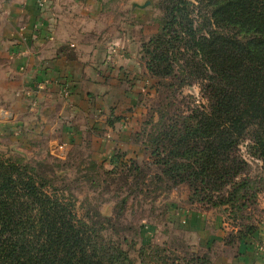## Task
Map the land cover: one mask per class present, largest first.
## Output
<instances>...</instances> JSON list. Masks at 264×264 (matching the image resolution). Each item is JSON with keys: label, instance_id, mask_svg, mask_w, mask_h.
Wrapping results in <instances>:
<instances>
[{"label": "trees", "instance_id": "16d2710c", "mask_svg": "<svg viewBox=\"0 0 264 264\" xmlns=\"http://www.w3.org/2000/svg\"><path fill=\"white\" fill-rule=\"evenodd\" d=\"M160 7V28L142 43L149 73L170 90L201 80L211 105L182 117L160 111L145 141L156 182L188 184L193 202L244 209L262 189L240 146L249 140L264 163V0H162ZM168 78L177 83L162 82ZM77 202L31 163L0 156V264H136L128 238L109 234L111 219L98 208L81 215ZM238 226L229 242L257 229ZM170 249L154 251L160 264H212L208 253Z\"/></svg>", "mask_w": 264, "mask_h": 264}, {"label": "crops", "instance_id": "0c3cea01", "mask_svg": "<svg viewBox=\"0 0 264 264\" xmlns=\"http://www.w3.org/2000/svg\"><path fill=\"white\" fill-rule=\"evenodd\" d=\"M114 1L48 0L40 9L36 0H0V135H10L13 151L28 152L44 137L52 153L82 142L99 156L149 152L138 137L149 133L146 101L158 80L141 47L145 0H128L126 17L108 15ZM118 155L114 164L130 161ZM199 206L177 213L195 252L212 264H264V221L229 242L240 226L225 206Z\"/></svg>", "mask_w": 264, "mask_h": 264}, {"label": "rangeland", "instance_id": "374dc122", "mask_svg": "<svg viewBox=\"0 0 264 264\" xmlns=\"http://www.w3.org/2000/svg\"><path fill=\"white\" fill-rule=\"evenodd\" d=\"M123 1L125 0H115L114 5L111 3L107 10L108 15L113 16L112 14L123 11L126 17L128 0L125 6ZM145 1L148 5L142 11L145 23L141 27L144 35L141 47L143 42L158 32L163 16L160 7L162 0ZM134 9L133 5L128 8L132 21L136 17ZM162 82L177 83L172 78ZM201 83V80L196 79L191 85L183 88L175 85L172 90L165 89L162 84L158 85L155 95L148 97L146 101L148 116L145 131L152 133L158 128L160 111H164L168 117L176 114L182 117L188 115L191 109L197 108L196 106L209 110L210 94L201 89ZM147 138L148 135L138 137L139 140ZM249 142L248 140L240 146V153L250 164L248 171L251 180L257 182L256 185L262 189L253 201L247 202L244 209L232 210L227 206L224 208L232 219L229 222L235 226L242 221L254 225L257 221H264V163L251 155ZM13 144L14 140L10 135H0V156L21 158L51 178L56 186L65 187L66 195L73 194L78 200L77 206L81 215L92 212L95 208L100 209L104 217L111 219L109 234L114 238H128L131 256L136 264H160L154 251L157 249L163 255L165 251L162 249L168 246L171 247L170 250L177 248L180 255L194 251L195 248L190 244L192 236L177 213L181 209L200 207L201 202L190 200L191 189L188 184L169 186L165 182L157 183L155 173L158 170L151 162L150 151L141 153L136 159H132V154L125 151L117 152L119 157L124 155L126 159H130L129 163L133 160V167H125L123 164L126 162L114 164L117 161L115 154L99 156L85 142L60 154L57 151L51 152L44 137L38 138L28 152L13 151ZM92 162L97 163L96 169H91ZM113 165L117 167L114 169ZM143 245L146 246L142 247ZM195 254L199 255L198 252Z\"/></svg>", "mask_w": 264, "mask_h": 264}, {"label": "built area", "instance_id": "2783aa9c", "mask_svg": "<svg viewBox=\"0 0 264 264\" xmlns=\"http://www.w3.org/2000/svg\"><path fill=\"white\" fill-rule=\"evenodd\" d=\"M48 0H36L37 5L40 9H44L46 7ZM112 51L115 53L117 51V48H113Z\"/></svg>", "mask_w": 264, "mask_h": 264}, {"label": "water", "instance_id": "95a60500", "mask_svg": "<svg viewBox=\"0 0 264 264\" xmlns=\"http://www.w3.org/2000/svg\"><path fill=\"white\" fill-rule=\"evenodd\" d=\"M148 2H145L142 6H147ZM8 116H10L9 114H7Z\"/></svg>", "mask_w": 264, "mask_h": 264}]
</instances>
